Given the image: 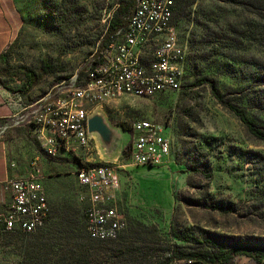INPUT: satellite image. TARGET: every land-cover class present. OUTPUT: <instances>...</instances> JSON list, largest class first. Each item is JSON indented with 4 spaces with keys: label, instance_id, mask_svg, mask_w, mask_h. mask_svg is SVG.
<instances>
[{
    "label": "rangeland",
    "instance_id": "obj_1",
    "mask_svg": "<svg viewBox=\"0 0 264 264\" xmlns=\"http://www.w3.org/2000/svg\"><path fill=\"white\" fill-rule=\"evenodd\" d=\"M120 2L13 0L21 23L0 59V84L10 94L4 99L8 114L0 118V136L13 143L22 163L39 156L50 217L32 233L0 231L1 258L35 264L28 254L48 243L49 264L59 262L76 241L88 243L83 210L89 196L75 177L82 164L115 166L116 205L123 216L120 234L137 228L154 255L173 242L183 243L173 231L192 232L200 239L210 233L234 235L264 244V142L218 103L208 85L196 84L202 76L212 78L224 99L264 126V0H194L183 12L172 13V35L178 36L185 52L180 88L152 97L117 94L90 108L91 115L101 116L127 138L114 153L115 163L105 161L96 139L89 162L76 149L51 156L30 130L38 124H33L38 113L31 124L29 117L22 119L27 113L22 106L81 85L88 59L102 44L109 22L126 16L118 10ZM26 69L40 77L30 88L25 87ZM139 119L156 122L169 139L166 166L130 164V129ZM215 204L223 210L213 208ZM72 228L78 229L77 238L67 233ZM230 264L264 261L239 255Z\"/></svg>",
    "mask_w": 264,
    "mask_h": 264
},
{
    "label": "built area",
    "instance_id": "obj_2",
    "mask_svg": "<svg viewBox=\"0 0 264 264\" xmlns=\"http://www.w3.org/2000/svg\"><path fill=\"white\" fill-rule=\"evenodd\" d=\"M172 7V0H148L139 9V16L131 13L127 25L90 55L81 80L90 83L89 91L63 96L58 105H50L48 99L39 102L31 113H41V121L31 131L41 139L42 150L56 156L76 149L81 159L89 162L94 146L88 132L90 108L106 102L109 94L135 91L152 97L180 88L185 52L178 36L172 35ZM147 38H155V47L150 48L149 56H142ZM131 134V165H167L171 148L160 125L139 119L133 123ZM75 177L89 196L85 209L88 237L115 238L123 228V216L116 205L119 176L115 166L82 164ZM44 178L40 158L34 155L24 175L5 181L11 199L6 211L0 213L1 231L31 233L45 224L49 204Z\"/></svg>",
    "mask_w": 264,
    "mask_h": 264
},
{
    "label": "trees",
    "instance_id": "obj_3",
    "mask_svg": "<svg viewBox=\"0 0 264 264\" xmlns=\"http://www.w3.org/2000/svg\"><path fill=\"white\" fill-rule=\"evenodd\" d=\"M172 1V13L175 12L178 14L183 12L187 6L194 2V0ZM118 10L119 12H126V16L119 17L117 15L116 18L109 22L107 30L103 36V42L99 48L108 39H110V36L118 29L124 28L127 25L129 16L131 13L132 16L135 13L136 0H121L118 4ZM152 44H155V38L150 39L145 43L146 47L144 48V51H146V49ZM24 75L26 88H30L35 85L40 78L39 75L29 69L24 71ZM84 83L86 82H81V85ZM196 84L208 85L212 96L218 101V103L230 110L254 137L264 142V126L258 124L255 119L250 117L243 107L224 99L216 82L212 78L202 76L196 81ZM68 93L69 91L65 94V96H68ZM127 129L128 128L124 127V130ZM127 147L130 152L131 143H129ZM125 152L126 149L124 150V153ZM86 207L87 204L83 210L85 233ZM212 207L218 210H223L221 205L215 204ZM49 217L50 207L45 224L47 223ZM77 230L78 229L72 228L67 233L72 235L74 238H77L79 235ZM3 232L24 233L17 229ZM172 234L183 243L173 242L168 245L166 249H162L160 251H156L155 249L154 251H156V253L154 255V252H152L153 248L148 245L149 241L138 236L137 228H132L121 234L119 233L115 238L106 240L91 239L86 233L88 243H79L76 241L74 245L70 247L69 251L64 256L59 258V262L54 261L49 264H174V262L178 260H184L188 264H230V262L239 255L249 256L257 263L264 261V244L256 241L252 242L247 238L242 239L241 236H228L225 234L210 233L209 238L200 239L192 232L178 233L173 231ZM51 246L52 244L48 243L41 244L33 254L29 253L28 256L35 264H48V260L46 258L48 253L51 251ZM35 247L36 246L33 248ZM20 264H25V261H21Z\"/></svg>",
    "mask_w": 264,
    "mask_h": 264
},
{
    "label": "crops",
    "instance_id": "obj_4",
    "mask_svg": "<svg viewBox=\"0 0 264 264\" xmlns=\"http://www.w3.org/2000/svg\"><path fill=\"white\" fill-rule=\"evenodd\" d=\"M20 23H21L20 16L15 17L14 15L13 0H0V59L1 56L4 54V52L6 51V49L8 48V46L10 45V43L13 41L16 33L18 32ZM2 74L3 72L2 69L0 68V76H2ZM53 93H56V91H54ZM9 96L10 94L0 84V118H3L6 114H8L6 113L5 110L4 99ZM52 96L53 94L50 97L45 96L31 104L24 105V107L22 106L21 110H26L27 112L22 119L29 117V122L31 124V120L36 114L31 112L37 107L40 101L48 99L50 100V103H55L61 100L62 97L65 96V94L50 99ZM10 103L13 107L14 105L17 104L16 101H12ZM17 123L18 122L14 123L11 127L13 132L17 130L15 127ZM110 127H111L112 137L107 142V143L110 142L108 144V147L109 146L112 147L110 151L107 150V147L105 149L102 147V142L99 138V135L96 132H92L90 134L94 139H96L97 143L99 144L101 154L103 155L105 161L115 163L114 159H116L118 156L113 157L114 153L116 152V150L117 151L119 150L118 145L120 146L123 141L125 142L127 140V138L126 136L125 137L123 136L122 131L120 132L117 128L111 125ZM30 130H31V125H30ZM42 151L45 152L44 150ZM64 152H68V151L64 150ZM16 157L21 158L18 151L15 148H13V143L10 142V140L7 139L5 136H0V213L6 211L11 199L10 191L5 185V181L10 177L24 175L28 171L29 163L28 162L22 163L21 160H17ZM0 264H20V262L10 258L0 257ZM174 264H188V263L184 260H178L174 262Z\"/></svg>",
    "mask_w": 264,
    "mask_h": 264
},
{
    "label": "water",
    "instance_id": "obj_5",
    "mask_svg": "<svg viewBox=\"0 0 264 264\" xmlns=\"http://www.w3.org/2000/svg\"><path fill=\"white\" fill-rule=\"evenodd\" d=\"M88 132H96L102 142V147L104 149L107 147L108 151L112 149L111 146L108 147L110 142L107 143L112 137L111 127L101 116L93 114L88 118Z\"/></svg>",
    "mask_w": 264,
    "mask_h": 264
},
{
    "label": "bare ground",
    "instance_id": "obj_6",
    "mask_svg": "<svg viewBox=\"0 0 264 264\" xmlns=\"http://www.w3.org/2000/svg\"><path fill=\"white\" fill-rule=\"evenodd\" d=\"M148 0H136V10H135V13L133 16H139V9L143 8L144 7V4L147 2ZM150 39H153V38H147L146 42H148ZM146 47L145 43H143V48H142V56H144L145 54V51H144V48ZM90 90V83L89 82H86L78 87H74L73 89L69 90V93H68V96L69 95H74V94H83L87 91ZM117 94H137L135 93V91H126V92H123V93H117ZM117 94H109V95H106V101L109 99V98H112L114 96H116ZM61 102V100H59L58 102H55V103H50V105H58L59 103ZM35 121H33V123H39L41 121V113H38L36 116H35ZM168 143L170 144V141L168 139Z\"/></svg>",
    "mask_w": 264,
    "mask_h": 264
}]
</instances>
